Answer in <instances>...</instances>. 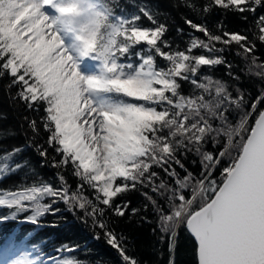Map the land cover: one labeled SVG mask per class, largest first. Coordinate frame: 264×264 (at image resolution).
Listing matches in <instances>:
<instances>
[{"label":"snow or ice","instance_id":"6c2138e0","mask_svg":"<svg viewBox=\"0 0 264 264\" xmlns=\"http://www.w3.org/2000/svg\"><path fill=\"white\" fill-rule=\"evenodd\" d=\"M181 3L202 22L182 14L173 38L150 0H0V97L34 113L18 116L23 144L0 143V225L55 228L47 218L66 211L119 264L141 262L114 224L154 223L168 264L183 227L195 264H264V0ZM229 15L247 27L230 30ZM14 135L0 129V141ZM30 244L0 247V264H86L79 245Z\"/></svg>","mask_w":264,"mask_h":264},{"label":"trees","instance_id":"16d2710c","mask_svg":"<svg viewBox=\"0 0 264 264\" xmlns=\"http://www.w3.org/2000/svg\"><path fill=\"white\" fill-rule=\"evenodd\" d=\"M197 2L199 3L200 0H197ZM150 3L153 11L158 10V19L168 24L170 29L168 32L169 37H176L175 29L177 26L185 27L187 31L181 19L182 14L189 16V18L197 23L202 22L200 17L193 15L183 7L181 0H150ZM132 11H134V9L129 6L128 12ZM215 19V15L208 18L207 22L209 26H212ZM226 22L230 30H240L247 27L246 24L241 23L231 15H229ZM143 23L145 25L148 24L146 20H144ZM233 52H228L225 55L227 59L233 63V71L238 72L243 68L244 62L239 57H236ZM257 55L264 59V46L258 45ZM215 75L225 80L228 79L223 67L219 68ZM259 85V81L248 80L245 76L244 86L250 89L253 95L256 94ZM0 112L7 116V119L0 121V129L11 130L15 133L14 136L4 139L0 141V143L6 147L23 144L24 134L19 127L18 116L20 114L32 116L34 113H24L22 107L19 110L10 108L7 100H4L2 97H0ZM25 156L31 158L34 164L39 159L31 150H28ZM193 159L194 157L189 156L185 163L192 168L193 171L198 172V166H194L191 163ZM37 171L43 179L55 183V170L50 168H39L37 165ZM22 175L23 174L11 176L5 179L2 182V186L8 187L16 183ZM29 179H31V177H29ZM68 179L73 185L76 183L71 176H69ZM129 199L132 200L133 206H136L141 198L138 194H132L129 196ZM58 206L61 208L64 207L62 204ZM60 217L62 218H54L51 216L47 218L48 220L58 219V227L55 228H35L32 225L24 224L20 221L6 222L0 225V247H7L9 243L14 242L20 246L24 245L31 248L30 240H35L41 245L47 241L48 245L45 250L48 251L51 250L55 243L67 241L80 246L81 251L76 253V255L79 256L81 260L85 261L86 264H119L116 253L104 242L103 238L93 239L94 233L90 226H86L75 216L66 211L60 213ZM149 219L151 220V214H149ZM154 226V223H144L140 226L129 225L124 221H120L113 225L117 232L123 231L134 240L135 246L131 254L135 255L140 260L141 264H168L171 257L167 250V245L160 244L157 237L152 234ZM174 255L175 264H195L194 244L183 227L179 229V242L176 246Z\"/></svg>","mask_w":264,"mask_h":264},{"label":"rangeland","instance_id":"374dc122","mask_svg":"<svg viewBox=\"0 0 264 264\" xmlns=\"http://www.w3.org/2000/svg\"><path fill=\"white\" fill-rule=\"evenodd\" d=\"M22 247H25V248H29V247H27V246H24V245H21Z\"/></svg>","mask_w":264,"mask_h":264}]
</instances>
